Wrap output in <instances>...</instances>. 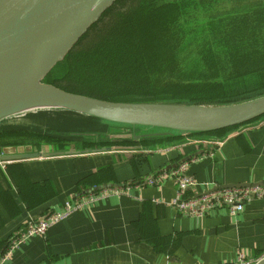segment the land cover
Returning <instances> with one entry per match:
<instances>
[{
    "label": "crops",
    "instance_id": "1",
    "mask_svg": "<svg viewBox=\"0 0 264 264\" xmlns=\"http://www.w3.org/2000/svg\"><path fill=\"white\" fill-rule=\"evenodd\" d=\"M230 131L206 135L216 141L149 138L154 142H131L142 145L138 150L99 153L83 152L103 146L99 141H106L99 138L83 140L81 149L67 146L65 138L0 132V153L80 150L0 162V252L20 229L60 210L76 194L93 187H125V192L72 212L44 236L22 242L3 264H230L238 251L261 257L264 195L251 197L234 216L222 206L194 218L172 207L176 186L171 179L146 183L154 171L184 157L189 158L185 174L197 182L188 194L225 184L264 183V121L226 135ZM167 139L171 142L164 143Z\"/></svg>",
    "mask_w": 264,
    "mask_h": 264
},
{
    "label": "water",
    "instance_id": "2",
    "mask_svg": "<svg viewBox=\"0 0 264 264\" xmlns=\"http://www.w3.org/2000/svg\"><path fill=\"white\" fill-rule=\"evenodd\" d=\"M116 1L0 0V132L24 130L77 141L92 137L127 143L149 138H180L175 140L177 143L216 141L219 139L205 134L231 128L226 134L231 135L264 121V95L219 105L124 102L67 91L45 82L43 79ZM38 110L53 111L67 119L61 122L29 115ZM70 119L77 125L70 123ZM140 148V144H106L83 149V152ZM79 153L80 150L2 152L0 162ZM188 159L184 157L171 166L162 167L150 177ZM248 186L249 183L225 184L219 188ZM253 264H264V255Z\"/></svg>",
    "mask_w": 264,
    "mask_h": 264
},
{
    "label": "trees",
    "instance_id": "3",
    "mask_svg": "<svg viewBox=\"0 0 264 264\" xmlns=\"http://www.w3.org/2000/svg\"><path fill=\"white\" fill-rule=\"evenodd\" d=\"M125 3L126 0H117L106 10L98 22L43 80L67 91L124 102L163 101L161 97H155L159 100H153L135 96L140 85L160 84L173 90L168 94L171 97H167L166 101L170 99L177 103L202 104L219 101L228 95L224 91L227 88L226 83L212 79L217 74L212 65L213 59L219 57L212 56L208 36H220L218 42L225 44V49H221L222 58H227L226 55L229 54L230 59L233 57L244 64L241 68H234L230 80L245 74L246 72H239L249 67L253 59H260L259 55L264 58V17L263 14L259 16L264 10H250L243 15L231 17L229 24L217 25L215 30L205 28V25L196 34L200 38L204 36L205 39L196 52L200 64L195 72L197 69L199 72L197 75H191L199 78L198 85H207L206 89L195 88L194 82L191 85L188 82L178 84L163 79L165 83L161 84L159 80L177 68L174 52L183 42V35L189 34L192 29L186 30L180 23L182 9L177 1L137 0L135 5H130L131 8L121 9ZM253 13L258 15L256 22L249 21L239 26L240 18H246ZM225 37L230 40L226 42ZM256 41H261L263 45L260 42L257 47ZM160 51L166 52L165 59L159 55ZM213 83L223 84L214 86L213 90L208 85H214ZM229 130L231 128L220 129L206 135L221 136ZM152 142L154 140L151 139L141 141L144 145ZM99 144L106 145L107 142L99 141ZM109 144L132 143L114 141Z\"/></svg>",
    "mask_w": 264,
    "mask_h": 264
},
{
    "label": "rangeland",
    "instance_id": "4",
    "mask_svg": "<svg viewBox=\"0 0 264 264\" xmlns=\"http://www.w3.org/2000/svg\"><path fill=\"white\" fill-rule=\"evenodd\" d=\"M177 1L181 5L182 9V15L180 23L182 24L183 28L186 30H191L189 34L183 35V42L180 43V45L175 50V56L177 61V68L173 70L170 74L164 77H162L159 81L161 84H164L165 81H162L163 79H166L167 81H170L172 83H182L188 82L190 85L193 84V82L196 84L195 88L199 90L206 89V86L198 85L197 82H199V78L193 75H197L199 70L197 69V72H195L196 67H198L199 60L197 55V49L202 46L203 40L205 37L203 36L200 38L199 35H196L201 29H203L205 25H207L208 28L215 30L218 28L217 25H221L227 21V24L230 23V21L227 20H219L217 22H214V20L207 21L206 23H201L209 17L218 16L219 14L226 13V10H228L227 5L222 7H217L218 4L214 7H209L211 10L210 14L205 13L206 11H210L209 8L205 5V3L202 1L201 4L194 3L193 0H172ZM137 3V0H126V3L122 5L121 9H127L131 8L130 5H135ZM233 5H230V8L232 9ZM235 10L242 11L244 10V6H239L238 4L233 7ZM264 10V9H263ZM205 11V12H204ZM249 12V11H248ZM246 12V13H248ZM215 13V14H213ZM244 13H241L243 15ZM264 17V11L259 13V16ZM258 18V15L255 13L251 14V16H247L245 18L242 17L239 19V26L246 24L247 22H256ZM263 19V18H262ZM230 27V26H228ZM244 31V29H243ZM192 33V34H191ZM195 35V36H194ZM226 38V37H225ZM229 38H226V42H228ZM209 41H211V54L212 56L219 57L217 59H213V67L217 70V74L215 77H212V79L216 78V82L223 81L226 83L227 88L224 90L225 94H228L226 97H222V99L214 100L211 103H202V104H233L238 102H243L251 99H255L259 96L264 95V58L260 56V59H253L249 65V67L242 69L239 73H244L240 77H235L234 80H230V74H234V68L238 66V68H241L244 66V64L238 60H235L233 57L230 59L229 54H227V58H222V50L225 49V44H220L218 41L220 40L219 35H210L208 36ZM257 47L260 46L261 41H256ZM263 45V43L261 42ZM257 50V49H256ZM226 51V50H224ZM258 52L262 53L261 51L257 50ZM165 53L164 51H160L159 55L164 57L165 59ZM178 55V56H177ZM259 58V57H258ZM226 59V61H225ZM235 61V62H232ZM250 71V72H249ZM260 73V74H259ZM214 85L208 84L213 90L215 89L214 86H221L223 83H213ZM141 87L137 89V93H135L136 97L141 98H151L153 100H159L155 97H161L163 101H146V102H162V103H177L175 100H165L168 99L171 96H168L169 93L173 92L171 87H166L165 85L161 86L160 84H156L153 86V83L140 85ZM231 95V96H230ZM168 97V98H167ZM217 99V98H213ZM180 103V102H179ZM181 103H189V102H181ZM197 104V103H194ZM201 104V103H199ZM30 116H34L35 118L39 119H53V120H64L61 117H57V114L53 111L49 110H38L34 113H30ZM69 120V119H68ZM70 123L77 125V123L70 119ZM206 135V134H205ZM32 139V138H31ZM33 139H36L33 138ZM91 138L87 137L83 140H90ZM68 144L70 147H80L82 149V143L84 144L87 141H77L73 139H67ZM79 142V143H78ZM171 142V139L168 141H164V143Z\"/></svg>",
    "mask_w": 264,
    "mask_h": 264
},
{
    "label": "built area",
    "instance_id": "5",
    "mask_svg": "<svg viewBox=\"0 0 264 264\" xmlns=\"http://www.w3.org/2000/svg\"><path fill=\"white\" fill-rule=\"evenodd\" d=\"M186 163H182L173 169L156 174V177L146 180L148 184H156L162 178L171 179L176 186L175 195L171 202L172 207L194 218L203 217L208 211L218 207L227 206L230 215L234 216L243 209L244 204L251 197L264 195V183L238 188H215L202 193H187L189 188L195 187L197 182L185 174ZM158 175V176H157ZM125 192V187L108 186L93 187L89 191L80 192L73 198L66 200L58 211H51L39 221L25 226L6 242L0 252V264L5 263L19 244L33 236H44L47 229L66 218L74 211L85 209L94 201L105 198L110 194ZM258 258L247 255L242 251L236 253L235 259L230 264H253Z\"/></svg>",
    "mask_w": 264,
    "mask_h": 264
},
{
    "label": "flooded vegetation",
    "instance_id": "6",
    "mask_svg": "<svg viewBox=\"0 0 264 264\" xmlns=\"http://www.w3.org/2000/svg\"><path fill=\"white\" fill-rule=\"evenodd\" d=\"M202 1L205 3L207 8L209 7L215 8V6L218 4L217 7H222V6L227 5L228 10H226V13L219 14L218 16L206 18L201 23V25L210 20H214V22H217L219 20H227V19L230 20L231 17L240 15L241 13L245 14L248 11L250 12V10H258V9L263 10L264 9V0H193L194 3H198V4H201ZM231 4L233 5V7H235L237 4L239 6H244V10L242 11L235 10L233 7L231 9L230 8ZM211 10L212 9H210V11H206V12L204 11V12L210 14ZM225 23H227V21Z\"/></svg>",
    "mask_w": 264,
    "mask_h": 264
}]
</instances>
